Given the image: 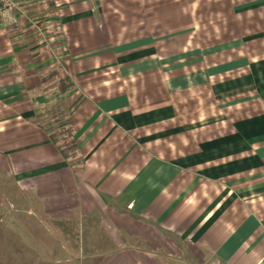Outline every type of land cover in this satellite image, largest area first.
I'll list each match as a JSON object with an SVG mask.
<instances>
[{
    "label": "crops",
    "instance_id": "0c3cea01",
    "mask_svg": "<svg viewBox=\"0 0 264 264\" xmlns=\"http://www.w3.org/2000/svg\"><path fill=\"white\" fill-rule=\"evenodd\" d=\"M18 1L0 264H70L83 219L118 242L91 264H264V0Z\"/></svg>",
    "mask_w": 264,
    "mask_h": 264
},
{
    "label": "rangeland",
    "instance_id": "374dc122",
    "mask_svg": "<svg viewBox=\"0 0 264 264\" xmlns=\"http://www.w3.org/2000/svg\"><path fill=\"white\" fill-rule=\"evenodd\" d=\"M9 186L14 192V186ZM69 223L71 225L65 229L63 234L71 246L70 264H91L92 259L118 246L116 239L110 236L96 221L83 219L82 221L72 220Z\"/></svg>",
    "mask_w": 264,
    "mask_h": 264
},
{
    "label": "built area",
    "instance_id": "2783aa9c",
    "mask_svg": "<svg viewBox=\"0 0 264 264\" xmlns=\"http://www.w3.org/2000/svg\"><path fill=\"white\" fill-rule=\"evenodd\" d=\"M18 0H0V12L3 16L10 17L11 12L19 7Z\"/></svg>",
    "mask_w": 264,
    "mask_h": 264
},
{
    "label": "trees",
    "instance_id": "16d2710c",
    "mask_svg": "<svg viewBox=\"0 0 264 264\" xmlns=\"http://www.w3.org/2000/svg\"><path fill=\"white\" fill-rule=\"evenodd\" d=\"M65 131L66 132L64 134L62 132V133H60L61 135H58V137H56L54 139L55 141L60 142V144L62 143V141H64V143L62 145H64V144H71V142L73 140L72 139V131L71 130H65ZM72 151H73V149H72Z\"/></svg>",
    "mask_w": 264,
    "mask_h": 264
}]
</instances>
